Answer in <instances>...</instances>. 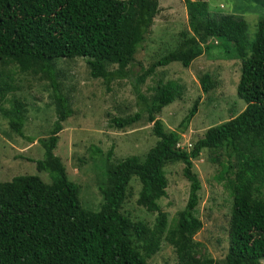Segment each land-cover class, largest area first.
Here are the masks:
<instances>
[{
    "label": "trees",
    "instance_id": "trees-1",
    "mask_svg": "<svg viewBox=\"0 0 264 264\" xmlns=\"http://www.w3.org/2000/svg\"><path fill=\"white\" fill-rule=\"evenodd\" d=\"M184 7L191 35L180 31L175 49L133 77L135 88L157 67L178 62L187 68L206 52L208 38L222 40L232 45L240 63L235 96L244 108L227 121L208 127L187 153L174 147L176 132L164 131L157 118L162 108L178 99L179 85L158 82L150 97L133 90L141 113L110 116L109 124L120 130L132 126L144 113L164 146H152L140 161L129 156L105 167V182L98 189L102 202L93 212L80 206L77 185L53 154L59 123L71 115L59 91L53 61L81 58L89 77L100 79L106 87L127 77L158 13L157 0H0V104L17 91L12 72H8L12 66L20 74L48 82L57 114L47 138L38 140L42 159L35 162L37 172L45 173L50 182L37 176L0 181V264H147L146 259L158 250L160 227L148 229L122 215L120 207L130 179L135 178L141 186L136 203L143 201L157 211L155 195L164 185L163 167L178 162L183 164L181 173L189 184L187 199L164 240L181 263L191 260L197 251L192 236L200 228L193 215L200 185L192 173L191 159L202 150L215 155L211 161L220 169L216 182L223 181L230 198L224 264H263L264 19L257 21L254 39L247 43L241 19L211 14L204 0H185ZM198 85L207 94L217 80L205 72L198 77ZM197 103L198 98L180 121L179 125L184 123L180 131L186 128ZM11 112L8 125L21 136L22 114L18 107ZM217 156L223 160L218 161ZM134 243L141 244L140 248ZM198 264L214 263L206 256Z\"/></svg>",
    "mask_w": 264,
    "mask_h": 264
},
{
    "label": "rangeland",
    "instance_id": "rangeland-1",
    "mask_svg": "<svg viewBox=\"0 0 264 264\" xmlns=\"http://www.w3.org/2000/svg\"><path fill=\"white\" fill-rule=\"evenodd\" d=\"M204 1L213 15H231L241 19L246 25L247 43L253 41L257 21L264 19V0ZM157 3L158 13L142 48L136 51L134 62L128 67L127 77L112 81L106 87L100 79L89 77L81 58L53 61L59 91L71 109V115L59 123L53 154L59 158L68 179L77 185V197L85 210L95 212L101 205L98 189L105 182V167L129 156L140 161L152 146H164L154 134L157 132L154 125L145 121L144 113L132 126L120 130L109 124L110 116L122 117L140 112L141 104L133 90L150 97L151 88L158 82L173 81L179 85L180 96L162 108L157 118L163 123L160 126L164 131L176 132L174 147L187 153L208 127L227 121L244 108V103L235 96L240 63L234 58L232 45L222 40L208 38L206 52L192 60L187 68L178 62L157 67L143 84L135 88L133 77L140 73V69L147 68L175 49L180 31H186V36L191 35L186 24L185 0H157ZM8 72H12L17 91L9 93L0 104V181L16 176H37L49 183L47 175L35 168V162L42 159L43 151L38 140L47 138L57 116L48 82L20 74L12 66L8 67ZM205 72L217 80V85L207 94H202L198 77ZM196 98L195 113L187 120L186 128L180 131L184 123H179L193 107ZM15 107L23 117L21 136L8 125V117L12 116L11 111ZM109 151L111 154L107 157ZM213 157V153L202 150L197 158L191 159L192 173L200 185L193 214L200 221V228L192 236L197 244L194 248L197 251L191 256L193 262L183 260L181 263L171 245L164 240L187 199L189 184L181 173L183 164L164 165V185L155 195L157 211H151L143 201L136 203L141 186L135 178L130 179L120 213L132 221L141 222L148 229L160 227L161 231L158 250L146 259L147 264H198L206 256L214 264H224L230 198L222 186L223 181L216 182L220 169L211 161ZM217 157L218 161L223 160L222 156ZM134 245L140 248L141 244ZM261 263L264 264V260Z\"/></svg>",
    "mask_w": 264,
    "mask_h": 264
}]
</instances>
